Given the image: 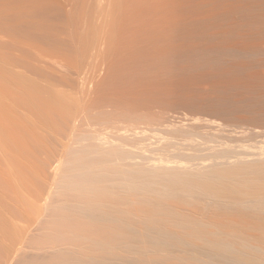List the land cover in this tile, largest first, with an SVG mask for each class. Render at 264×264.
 <instances>
[{"label":"bare ground","instance_id":"6f19581e","mask_svg":"<svg viewBox=\"0 0 264 264\" xmlns=\"http://www.w3.org/2000/svg\"><path fill=\"white\" fill-rule=\"evenodd\" d=\"M95 4L85 16L93 41L82 72L74 67L88 97L76 117L90 121L62 168L80 195L76 204L62 201L70 212L45 218L48 230L25 261L261 264L219 258L197 237L230 242V228L257 246L264 215L205 212L180 200L155 207L144 195L106 191L102 181L145 193L159 179L175 186L200 178L205 188L264 197V0Z\"/></svg>","mask_w":264,"mask_h":264},{"label":"rangeland","instance_id":"374dc122","mask_svg":"<svg viewBox=\"0 0 264 264\" xmlns=\"http://www.w3.org/2000/svg\"><path fill=\"white\" fill-rule=\"evenodd\" d=\"M88 7L95 10V0H0V264H28L24 257L36 249L34 240L48 230L45 218L65 210L61 207L67 202L77 203L74 199L80 195L72 183L75 178L62 168L78 145L77 134L90 121L85 113L77 119L88 97L81 88L82 75L75 72L77 67L82 72L80 65L93 41L86 38ZM95 29L94 21L90 32ZM66 61L73 72L67 71ZM196 180L182 184L194 186L181 187L159 179L145 193H127L111 179L102 185L118 195H144L155 207L180 200L202 206L205 212L264 215L262 195L205 188L202 179ZM79 212L88 214L91 209ZM225 230L230 242L217 243V235L212 240L199 235L197 241L219 258L264 264V242L253 246L230 228Z\"/></svg>","mask_w":264,"mask_h":264}]
</instances>
